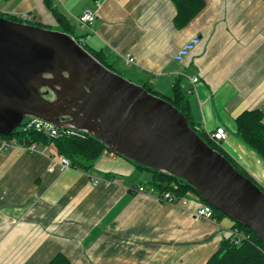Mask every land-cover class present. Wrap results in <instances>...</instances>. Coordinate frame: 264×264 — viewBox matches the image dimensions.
<instances>
[{
    "label": "crops",
    "instance_id": "0c3cea01",
    "mask_svg": "<svg viewBox=\"0 0 264 264\" xmlns=\"http://www.w3.org/2000/svg\"><path fill=\"white\" fill-rule=\"evenodd\" d=\"M47 1L0 0V13H29L31 25L59 26ZM49 1L77 34L79 18L96 8L93 0ZM99 3L95 23L78 34L82 43L105 52L115 69L130 68L131 81L162 97H172L179 81L197 130L225 129L224 151L264 187V160L236 134L244 111L264 112V0H205L182 30L173 0ZM196 36L199 46L177 62ZM126 54L135 65L124 64ZM38 144L48 147L45 154L0 152V264H48L58 254L71 264H206L236 229L233 220L196 218L194 201L179 211L139 193V186L152 187V173L110 150L89 171L61 173L49 170L56 149Z\"/></svg>",
    "mask_w": 264,
    "mask_h": 264
},
{
    "label": "water",
    "instance_id": "95a60500",
    "mask_svg": "<svg viewBox=\"0 0 264 264\" xmlns=\"http://www.w3.org/2000/svg\"><path fill=\"white\" fill-rule=\"evenodd\" d=\"M31 118L184 180L264 245V192L176 107L111 71L70 34L0 17V136H13Z\"/></svg>",
    "mask_w": 264,
    "mask_h": 264
},
{
    "label": "trees",
    "instance_id": "16d2710c",
    "mask_svg": "<svg viewBox=\"0 0 264 264\" xmlns=\"http://www.w3.org/2000/svg\"><path fill=\"white\" fill-rule=\"evenodd\" d=\"M99 1V0H93ZM177 14L174 18L175 27L179 30L187 27L190 22L202 11L205 6V0H173ZM59 26L63 28L62 32L73 36L87 51H89L98 61L104 64L111 71L115 72V66L108 61L109 56L103 51H94L88 48L86 44L81 43L84 36L78 35L76 30L70 25L68 20L55 8L52 3L47 1ZM9 20L25 23L17 16L6 17ZM32 24V23H28ZM87 37V36H85ZM121 75V74H120ZM149 93L165 99L176 107L186 118L190 127L214 150L224 155L235 168L245 177L253 180L249 173L244 170L234 159H232L224 149L210 139L207 133L199 132L193 121L189 97L182 90L181 84L177 81L173 88V96L165 98L160 96L150 84L142 85ZM28 122V121H27ZM17 130L14 136L15 140L22 145H29L32 142L49 143L44 136L27 126ZM62 134L51 142L54 144L56 154L70 159L72 167L89 171L95 163L103 156L107 147L96 138L82 132L73 130H64L59 128ZM70 131V133H67ZM236 134L264 160V112L259 109L244 111L236 119ZM2 138V136H0ZM137 167L152 173L150 185L155 187L159 193L173 191L177 196H186L197 191L184 180L175 178L167 173L156 171L143 167L135 162ZM254 181V180H253ZM256 183V182H255ZM258 184V183H257ZM177 185V188L175 186ZM259 185V184H258ZM261 188V186L259 185ZM262 189V188H261ZM215 217L223 218L221 212L214 209ZM236 229L245 235V239L238 240L235 236L228 237L221 242L218 250L210 257L206 264H264V245L256 238L254 233L244 225L234 222ZM48 264H71L69 258L63 254L55 256Z\"/></svg>",
    "mask_w": 264,
    "mask_h": 264
},
{
    "label": "built area",
    "instance_id": "2783aa9c",
    "mask_svg": "<svg viewBox=\"0 0 264 264\" xmlns=\"http://www.w3.org/2000/svg\"><path fill=\"white\" fill-rule=\"evenodd\" d=\"M100 6L99 1H95L96 8H88L85 10L83 15L79 18V28L81 30L88 29L91 27L96 19L98 8ZM24 22H32V16L29 13H21L17 15ZM201 39L199 37L191 38L184 46L176 53L175 60L177 62H183L186 58H188L195 49L199 46ZM123 62L126 66L131 67L135 65V59L131 54H126L123 56ZM191 82L195 85L198 82V78H192ZM195 92V88H191L188 90V94L192 95ZM27 126L31 129H34L42 136L46 138L47 141H50L48 144H53L51 141L53 139L58 138L62 134L59 131V128L53 126L52 124L45 122L39 119H29L27 122ZM66 130V129H64ZM70 133V131H67ZM211 140H213L217 145L222 147V144L228 139V133L225 129L220 128L215 132L207 133ZM21 147V149L29 152V153H41L45 154L48 147L44 149H40V146L36 142H32L29 145H22L17 140H7L4 141L3 138H0V152H7L11 149ZM114 155L112 152H106V155ZM59 169L61 173L67 172L73 169L71 161L69 158L64 156H53L51 158V164L49 166L50 171H55ZM95 184H98V180H94ZM177 188V185L175 186ZM138 192L143 194L155 195L157 200L161 202H167L175 206L179 211H184L189 208L191 201L196 203V208L194 209L193 214L196 218L202 220H212L215 217L214 208L205 203L199 195L189 192L186 196H177L173 191H166L159 193L155 187L146 188L145 186H139ZM232 236H235V239L238 240L245 239V235L241 233L238 229L233 230ZM231 236V237H232Z\"/></svg>",
    "mask_w": 264,
    "mask_h": 264
},
{
    "label": "rangeland",
    "instance_id": "374dc122",
    "mask_svg": "<svg viewBox=\"0 0 264 264\" xmlns=\"http://www.w3.org/2000/svg\"><path fill=\"white\" fill-rule=\"evenodd\" d=\"M0 17H4V18H6V17H9L8 15H4V14H2V13H0ZM24 24H27V23H24ZM42 28H44V29H48V30H54V31H62L63 30V28H61V27H59V26H54V25H52V26H43ZM82 30H79L78 31V34L81 32ZM82 35H84V33H81ZM115 71H116V73H118V74H121V76H123L124 78H126L127 80H129V81H131V79L130 78H132L131 77V75H130V72L132 71L130 68H124V67H120V69H118V68H116L115 69ZM131 82H133V81H131ZM133 83H135V82H133ZM161 96V95H160ZM22 128H20L19 130H21ZM3 138V140L4 141H7V140H11V139H15L16 137L13 135V136H11V137H2ZM41 148V147H40ZM42 149V148H41ZM54 149H55V147H54V144H52V151H54ZM56 157H58V155H55ZM261 190L264 192V187H262L261 186ZM223 218H225V219H227V220H229V221H232V220H230L228 217H223ZM233 222V221H232ZM221 245V244H220ZM220 247V246H219ZM208 262V261H207ZM206 262V263H207Z\"/></svg>",
    "mask_w": 264,
    "mask_h": 264
}]
</instances>
